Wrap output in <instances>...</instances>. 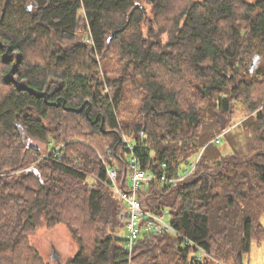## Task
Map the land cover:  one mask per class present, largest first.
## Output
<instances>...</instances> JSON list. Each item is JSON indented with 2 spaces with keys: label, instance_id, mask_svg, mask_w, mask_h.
<instances>
[{
  "label": "trees",
  "instance_id": "trees-1",
  "mask_svg": "<svg viewBox=\"0 0 264 264\" xmlns=\"http://www.w3.org/2000/svg\"><path fill=\"white\" fill-rule=\"evenodd\" d=\"M133 158L176 233L142 220L129 252L106 167L129 190ZM262 213L264 0H0V264H46L41 220L78 244L65 264H243Z\"/></svg>",
  "mask_w": 264,
  "mask_h": 264
},
{
  "label": "rangeland",
  "instance_id": "rangeland-1",
  "mask_svg": "<svg viewBox=\"0 0 264 264\" xmlns=\"http://www.w3.org/2000/svg\"><path fill=\"white\" fill-rule=\"evenodd\" d=\"M85 38L86 34L82 39ZM80 39L77 38V42H80ZM244 134L246 132L242 131L241 127L234 126L228 135L226 134L221 137L220 142H213L212 146L207 149V152L212 153L214 158L218 157L224 151L230 152L231 149L228 140L232 142L237 140L238 148L240 146L242 148ZM31 143L41 145L38 141H31ZM165 219H167L166 216ZM259 219L264 224L263 213ZM262 229L264 231V227L261 228V231ZM124 236H126V231ZM28 243L32 246V258L38 262V257H40L43 263L46 264H65L67 259L75 255L78 250V244L71 237L65 224L59 223L55 226L48 227L42 220L38 223L37 228L28 234ZM210 264L217 263L211 260ZM243 264H264V241L258 243L257 240H252L250 252L243 256Z\"/></svg>",
  "mask_w": 264,
  "mask_h": 264
},
{
  "label": "built area",
  "instance_id": "built-area-1",
  "mask_svg": "<svg viewBox=\"0 0 264 264\" xmlns=\"http://www.w3.org/2000/svg\"><path fill=\"white\" fill-rule=\"evenodd\" d=\"M219 137H216L217 142ZM199 160V155H196L189 163V168L185 170V175L189 174L196 166ZM131 167L133 173L130 178L129 190L121 189L116 183L117 171L114 167H106L108 177L111 181V188L117 200L122 204V210L119 213V220L124 224L126 230L125 247L129 252H132L133 247L137 243L142 232L141 221H145L143 230L146 234L155 236L162 232L176 233L175 229L165 219L164 215H157L145 210L139 200L137 199L136 192L142 184L153 181L155 176L148 175L142 170L137 161L133 158L131 160ZM161 181H169L170 183L174 179L166 178L165 176L159 177ZM197 259H200V254L197 255Z\"/></svg>",
  "mask_w": 264,
  "mask_h": 264
},
{
  "label": "water",
  "instance_id": "water-1",
  "mask_svg": "<svg viewBox=\"0 0 264 264\" xmlns=\"http://www.w3.org/2000/svg\"><path fill=\"white\" fill-rule=\"evenodd\" d=\"M114 36V34H111V36L109 37V39L108 40H110L112 37Z\"/></svg>",
  "mask_w": 264,
  "mask_h": 264
}]
</instances>
